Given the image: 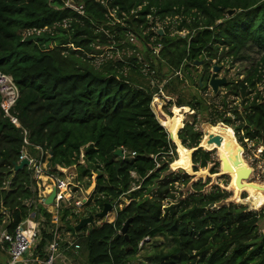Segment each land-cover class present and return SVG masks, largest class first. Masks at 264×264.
<instances>
[{"label": "trees", "instance_id": "obj_1", "mask_svg": "<svg viewBox=\"0 0 264 264\" xmlns=\"http://www.w3.org/2000/svg\"><path fill=\"white\" fill-rule=\"evenodd\" d=\"M65 2L0 0V70L18 88L13 112L21 125L15 128L0 110V225L4 209L11 216L7 230L13 232L31 211L26 202L37 196L29 168L14 171L24 130L30 145L51 153V169L76 166L80 179L96 174L95 194L104 200L95 197L86 216L126 199L113 223L81 230L87 235H78L79 250L69 252L74 264H128L141 242L157 236L169 238L172 246L155 255L153 264H264L258 215L243 207L218 208L228 197L225 192L200 194L197 184V193L162 208L165 199L173 198L165 181L188 176L171 173L161 179L176 160V146L151 110L153 96L164 94L194 112L195 124H187L178 139L187 150L197 148L191 156L193 171L206 168L211 158L198 148L202 133L195 129L196 115L212 111L197 91L206 92L212 62L237 59L252 45L262 53L257 66L244 80L225 85L241 100L242 110L215 111L209 124L232 126L241 145L248 140L264 147V96L256 90L264 73V0H73L83 15ZM159 21L168 22L162 35L158 29L144 34ZM32 29L45 31L23 38ZM182 32L187 34L182 37ZM130 35L143 42L144 62L136 54L97 68L85 60L100 55L96 47H127ZM151 37L155 40L147 46ZM201 61L204 74L197 79L194 63ZM186 83L196 88L190 102L183 97ZM117 150L121 158L114 155ZM81 151L84 164H78ZM69 214L64 210L62 215L66 228ZM128 220V240L113 241ZM44 244L42 240L38 248ZM6 248L0 245V264L7 258ZM80 254L82 261L77 260Z\"/></svg>", "mask_w": 264, "mask_h": 264}, {"label": "rangeland", "instance_id": "obj_2", "mask_svg": "<svg viewBox=\"0 0 264 264\" xmlns=\"http://www.w3.org/2000/svg\"><path fill=\"white\" fill-rule=\"evenodd\" d=\"M66 3L75 5L73 0H67ZM167 21L156 22L154 27L149 30H144V34L146 31H152L155 33L157 29L161 30L168 23ZM179 34L184 37L187 33L182 32ZM154 40L155 38L151 37L147 46L150 42H154ZM126 42H128L126 43L127 47L122 49H112V47H96L97 50L101 51L100 55H96L94 57L87 55L85 56V60L97 68L107 60H124L125 58L132 56V54H136V57H138L139 60L145 57L146 48L144 47L143 42H141L138 38H127ZM261 56L262 53L257 48L249 45L242 51V53L239 54L237 59L233 60L230 57L225 56L223 61L219 64L212 62L210 69L208 70L209 81L215 67L219 68L216 74L217 78H224L226 80V84L242 81L246 78L248 72L257 66ZM141 61L144 62L143 60ZM163 70L165 71V68ZM259 72H261V70H259ZM193 73V75L198 79L201 74H204V64L195 66ZM262 74V79L260 83L256 85V90L264 96V73ZM182 92L185 101L190 102L192 101L191 94L194 92L196 93V88L195 86H191L189 83H186ZM197 93L206 101L207 106L212 111V114L210 115L205 113L202 116L196 115L197 124L195 125V129L197 128V130L202 133L200 142L201 150L208 152L211 158V163H209L206 168H197L196 172L193 171L194 165H190L189 150L183 148V146H181V142L177 140L178 133L187 124H195L193 121L194 112L191 111L188 106H176L174 104L175 98L171 99L166 97L164 94H161V97H158L157 95L153 96L151 110L160 125L162 123L163 128L168 135L172 136V139L175 142L173 143L176 146V160L169 165L168 172L164 173L161 179L166 178V176L171 173L177 174V167L183 168L188 172V180L179 178L177 182L173 183H169V180L165 181V184L168 182V184H166V190L169 195L173 196V198L165 199L162 202V208L176 204L180 200L185 199L187 196L197 193L198 191L194 190V186L200 184V194L206 195L208 193L215 192L218 189L228 195L227 199L224 203L220 204V206H234L238 209L243 207L246 212L256 213L259 218L256 233L258 236L264 235V196L246 184L240 185L241 174L248 167L252 170V173L249 179L245 182L247 184L264 188V147L261 146V144L248 140H244V146H242L238 142L232 126H226L222 123H217L215 126H208L210 125L209 120L217 115L215 114V111H218L220 114L224 113L226 108L229 110L235 107L239 111L242 110L240 107L241 100L231 96L227 87H220L217 92L214 93L208 85L206 92L197 91ZM223 102H225L226 107L223 106ZM226 116L231 117V122L234 126L238 125V122L234 120L230 113L226 114ZM209 143L211 145L207 148V144ZM219 157L220 159H225V162H222V170L230 173L231 175H222ZM190 167L193 173L190 172ZM76 172L78 174L77 170ZM61 176L65 178L67 175L61 174ZM80 197H82V194L78 193L77 198ZM121 202L125 203V198L121 199ZM88 210H84L83 208L82 212H87ZM97 213L98 212H95V215ZM110 218L111 217H109V219ZM106 219L107 218L102 220L95 219L94 222L100 223ZM70 223L72 224V227H74L79 222L75 223L70 221ZM63 238H66V235H63ZM171 246L172 241L169 238L157 236L156 238L143 243L138 254L135 257L130 258L128 264H153L152 260L154 256L160 252H166L171 248ZM82 259H84V254L83 256L82 254L77 256V260L82 261Z\"/></svg>", "mask_w": 264, "mask_h": 264}, {"label": "built area", "instance_id": "obj_3", "mask_svg": "<svg viewBox=\"0 0 264 264\" xmlns=\"http://www.w3.org/2000/svg\"><path fill=\"white\" fill-rule=\"evenodd\" d=\"M65 7L83 15L81 6L65 2ZM44 31L45 29L29 30L23 34V38L40 35ZM129 38L134 37L130 35ZM158 51L159 46L156 47L155 53H158ZM18 98L19 91L13 78L0 70V110L3 117L8 119L15 128L21 129V125L13 112ZM29 148H33L36 154H31ZM132 156H134V153H132ZM49 157L47 151H44L39 146L29 144L27 132L23 130V147L17 164L23 159L28 160L27 168L32 172V177L35 180L37 196L36 199L26 202V206L31 208V211L13 232H8L7 230L11 221L7 211L1 210L3 221L0 225V245H7L6 254L8 258L5 264H74L69 252L71 250H79L80 246L76 242L77 238L80 235L85 237L87 232L79 231L72 235L62 221L63 212L64 210L70 211L66 219L76 223L81 216H84V218L88 217L86 216V211L82 212V210L83 208L88 210L89 207L95 206V197L104 200L103 195L95 194V173L80 179L76 172V166L66 168L57 166L53 170L48 164ZM82 159L83 152L81 151L78 164H84ZM61 174L67 176L63 178ZM137 188H132V190ZM52 192H55L52 202L45 204L46 199ZM78 193H81L82 197L77 198ZM121 199L123 197L114 203L108 202L112 205V210L105 217L107 218L105 221L94 222L95 227L115 221L117 210L121 209L124 204ZM38 207H41L43 211H39ZM109 217L111 218L109 219ZM87 227L90 226L88 225ZM43 234L49 236L50 239L43 237ZM63 235H66V238H63ZM42 240L45 241V244L42 249H39L38 244ZM147 241H149L148 238L141 242L139 249Z\"/></svg>", "mask_w": 264, "mask_h": 264}, {"label": "water", "instance_id": "obj_4", "mask_svg": "<svg viewBox=\"0 0 264 264\" xmlns=\"http://www.w3.org/2000/svg\"><path fill=\"white\" fill-rule=\"evenodd\" d=\"M233 13H234L233 10L228 11V15H229V16L232 15ZM158 33H159L160 35L163 34L161 30H159ZM198 65H199V66H200V65H203V62L201 61V62H195V63H194V66H198ZM218 69H219L218 67H215V68L213 69V74H212V76H211V78H210V81H209V83H208V85L210 86V88L212 89V91H213L214 93H216L217 90H218L220 87H223V86L226 85V80H225L224 78H223V79L216 78V74H217V72H218ZM200 81H201V79H199V82H200ZM161 126H162V125H161ZM208 126H211V125H208ZM162 127H163V126H162ZM168 136H169V135H168ZM176 137H177V134H176ZM169 139H170L172 142H174L173 139H172V136H169ZM177 140L179 141L178 137H177ZM174 143H175V142H174ZM210 145H211L210 143L207 144V148H208ZM181 146H182V145H181ZM199 148H201V144H200ZM196 150H197V148H196V149H191V150H189V154H190V165H192V166H193V164H192L191 156H192V153H193L194 151H196ZM207 150H208V149H207ZM211 150H213V149H211ZM211 150H209V151H211ZM50 155H51V153H49V156H50ZM114 155H115V156H118V157L121 158V157L123 156V153H122L121 150H117V151L115 152ZM219 160H220V163H221V172H222V175L230 174V173L225 172V171L222 170V162H225V159H224V158L220 159V157H219ZM27 166H28V160H27V159H23L19 164H17V165L14 166V171H15V172H16V171H19V170H21V169H23V168H25V167H27ZM176 169L178 170V171H177V174L188 175V172H187L186 170H184L183 168L177 167ZM172 172H173V171H172ZM190 172L193 173L191 167H190ZM251 173H252V170L249 169L248 167H247V169H245V170L242 172V174H241V179H240V185H245V184H246V185H248V186L254 188L256 192H258V193H260V194H262V195L264 196V188H263V187H259V186H256V185L247 184V183L245 182L246 180L249 179V177L251 176ZM230 175H231V174H230ZM231 186H232V184H231ZM232 188H233V186H232ZM233 189H234V188H233ZM234 191H235V190H234ZM235 193H236V192H235ZM236 195H237V193H236ZM54 196H55V192H52L51 195L46 199L45 204H50V203L52 202ZM222 203H224V201H223ZM222 203H220V204H222ZM220 204L217 206L218 208L221 207ZM215 207H216L215 205H210L208 208H209V209H212V208H215ZM111 210H112V205H111L110 203H106V204H104L102 210H101L99 213H97L95 216L90 215V216H88V217H86V218H82V219H80V220L78 221L79 223H78L76 226L70 228V232H71V234H72V235H75L77 232L81 231L83 228L87 227L88 225H89L91 228H95L94 220H95V219H98V220H102V219H104V218L107 216V214H108ZM130 222H131V220H128V221L125 222V224L123 225V227H122V229L120 230V232H119V233L113 238V241L118 240L120 237H123L125 240H128L127 231H128V227H129V225H130Z\"/></svg>", "mask_w": 264, "mask_h": 264}, {"label": "crops", "instance_id": "obj_5", "mask_svg": "<svg viewBox=\"0 0 264 264\" xmlns=\"http://www.w3.org/2000/svg\"><path fill=\"white\" fill-rule=\"evenodd\" d=\"M8 213V216H9V219L11 220V216H10V213L9 212H7ZM69 216V215H68ZM67 218V217H66ZM67 220V219H66ZM67 221H69V220H67ZM70 228H72V224L70 223V227H68V230H69V232H70ZM8 258V257H7ZM7 258L4 260V264L6 263V260H7Z\"/></svg>", "mask_w": 264, "mask_h": 264}, {"label": "flooded vegetation", "instance_id": "obj_6", "mask_svg": "<svg viewBox=\"0 0 264 264\" xmlns=\"http://www.w3.org/2000/svg\"><path fill=\"white\" fill-rule=\"evenodd\" d=\"M216 78H217V76H216ZM244 141V140H243ZM255 143V142H254ZM242 146H244V144L242 143Z\"/></svg>", "mask_w": 264, "mask_h": 264}]
</instances>
